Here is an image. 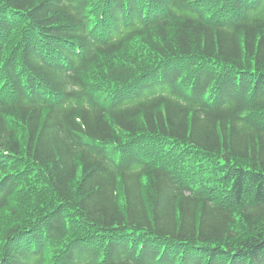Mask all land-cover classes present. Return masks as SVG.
<instances>
[{
  "label": "trees",
  "instance_id": "trees-1",
  "mask_svg": "<svg viewBox=\"0 0 264 264\" xmlns=\"http://www.w3.org/2000/svg\"><path fill=\"white\" fill-rule=\"evenodd\" d=\"M224 1L0 0V264H264V0Z\"/></svg>",
  "mask_w": 264,
  "mask_h": 264
}]
</instances>
